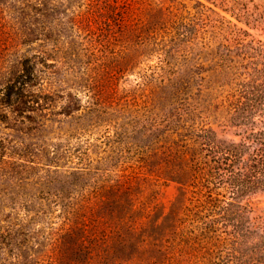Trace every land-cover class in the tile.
<instances>
[{
	"label": "trees",
	"instance_id": "16d2710c",
	"mask_svg": "<svg viewBox=\"0 0 264 264\" xmlns=\"http://www.w3.org/2000/svg\"><path fill=\"white\" fill-rule=\"evenodd\" d=\"M199 20L0 0V264H219L208 216L233 209L257 212L236 237L255 248L226 264H264V44Z\"/></svg>",
	"mask_w": 264,
	"mask_h": 264
},
{
	"label": "rangeland",
	"instance_id": "374dc122",
	"mask_svg": "<svg viewBox=\"0 0 264 264\" xmlns=\"http://www.w3.org/2000/svg\"><path fill=\"white\" fill-rule=\"evenodd\" d=\"M172 1L174 3H183L186 6L187 16H194L196 23L200 24L202 20L199 19L202 18H207L210 22L219 20L220 24L224 22L230 35L234 34L236 38L241 39L244 43L259 40L264 44V0H164V3ZM198 1H201L209 8L203 11ZM258 66L264 68V57H258ZM209 120L220 123L222 118L211 114ZM67 125V123L55 124L52 135L58 133L60 129L66 128ZM1 127L2 125H0ZM237 133H241V131L239 129L228 128L221 135L224 138L238 141L240 135ZM177 194H179V189L174 182L159 187V198L165 204H169ZM256 197L259 203L255 205L254 209L263 208L264 193L258 194ZM233 210H229L226 213L217 210L209 213L208 216L210 225L209 235L211 236L210 257L214 262L219 264L238 263L241 260L242 254L245 252L249 253L250 250H254L255 248L254 245L249 243L243 244L236 237L238 233H244L243 223L246 225L250 219L253 220L257 212L241 214ZM256 233H258V230L252 234V237H255Z\"/></svg>",
	"mask_w": 264,
	"mask_h": 264
}]
</instances>
